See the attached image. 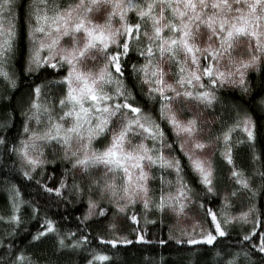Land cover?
<instances>
[{
    "label": "snow or ice",
    "instance_id": "snow-or-ice-1",
    "mask_svg": "<svg viewBox=\"0 0 264 264\" xmlns=\"http://www.w3.org/2000/svg\"><path fill=\"white\" fill-rule=\"evenodd\" d=\"M0 83V264L130 245L124 220L151 243L156 214L173 264H264V0H0Z\"/></svg>",
    "mask_w": 264,
    "mask_h": 264
},
{
    "label": "trees",
    "instance_id": "trees-1",
    "mask_svg": "<svg viewBox=\"0 0 264 264\" xmlns=\"http://www.w3.org/2000/svg\"><path fill=\"white\" fill-rule=\"evenodd\" d=\"M17 74L19 75V70L17 68ZM258 77V74H257ZM258 82V78H257ZM40 83V81H37ZM4 85L0 83V91H2ZM28 89H24V92L27 93ZM11 95V92H9ZM19 99V97H18ZM264 114V110L257 108L256 112L253 113V117L255 118L257 115ZM242 136V134H239ZM235 139V136H234ZM259 147V146H258ZM226 174V169L223 167L221 171L218 172V175ZM2 179V177H0ZM21 191L24 193L25 199H30L33 197H29L27 195L28 192L34 191L31 188H26L24 185H21ZM83 209H81L82 211ZM243 210L239 203L235 205L232 209V213L236 214L237 212ZM8 211V196L5 191L2 190V186H0V214H6ZM57 211H62V209L57 210L55 207H52L48 212V215L55 219L59 220V216L56 215ZM137 211L139 212V206H137ZM79 215V212L76 213ZM192 218H195L196 221L199 218L201 222H203V213L199 214V217L195 213H190ZM139 218V217H138ZM149 221H156L155 224L149 222L145 225L143 219H141V227L146 228V238L151 241V243H142L136 241V232L134 228L136 227L131 220H124L123 223V231L120 235L126 236L129 240H132L133 243L130 245H117L116 248H112L110 245L102 244L97 240H92L91 245L89 246L88 251L78 252L74 257L75 264H84L83 257L88 256L89 252L94 253H104L107 254L111 258V264H173V262L178 261L184 253L177 252L175 249L181 247L180 245H175L174 242H169L167 245H161L157 243L158 239L168 238V225L173 223V220L169 217H161L159 214L149 215ZM161 220L163 222H161ZM34 223V222H33ZM62 229L75 226L72 224L65 225L61 223L59 225ZM29 228L32 225H28ZM248 225H236V231L246 230ZM4 230V226L0 225V233ZM91 231V229L89 230ZM191 231V230H189ZM235 236V232L233 233ZM23 236V233H21ZM91 239V236L89 237ZM110 238V237H109ZM16 246L20 248H26L27 242L22 241L21 239H17L15 241ZM193 246H185V248H191ZM97 264H109V262H97Z\"/></svg>",
    "mask_w": 264,
    "mask_h": 264
},
{
    "label": "rangeland",
    "instance_id": "rangeland-1",
    "mask_svg": "<svg viewBox=\"0 0 264 264\" xmlns=\"http://www.w3.org/2000/svg\"><path fill=\"white\" fill-rule=\"evenodd\" d=\"M193 226H196V219L191 217V220L185 224V227L191 230Z\"/></svg>",
    "mask_w": 264,
    "mask_h": 264
}]
</instances>
